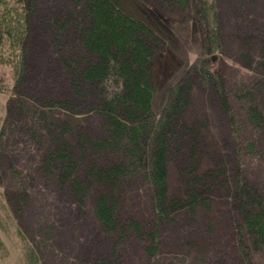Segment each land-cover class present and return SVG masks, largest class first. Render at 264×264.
Segmentation results:
<instances>
[{"label":"rangeland","instance_id":"rangeland-1","mask_svg":"<svg viewBox=\"0 0 264 264\" xmlns=\"http://www.w3.org/2000/svg\"><path fill=\"white\" fill-rule=\"evenodd\" d=\"M49 1L57 2L61 11L72 4ZM142 1L158 13L164 31L154 61L166 54L177 61L159 77L153 106L161 112L175 97L173 89L183 85L189 103L182 122L178 113L176 121L178 131L188 130L183 143L177 133H170L174 138L166 162L167 194L179 197L178 212L161 226L157 248L147 250L141 240L130 239L120 264H264V242L253 244L238 205L247 195L264 204V0H217L221 39L219 46L211 47L204 40L198 0ZM11 83L9 67L0 62V86ZM14 95L0 92L1 264H29L27 239L36 246L42 264H84L83 250L99 254L111 241L98 229L88 174L79 168L83 180L77 185L85 184L86 193L59 178L58 154H50L41 135L45 107L36 101L34 122L29 115L16 113L14 118L8 114ZM34 96L26 91L17 98L34 102ZM79 109L75 120L85 123L90 141L100 134L101 119ZM47 121L52 130L60 125L56 130L66 137L62 131L69 118L55 115ZM194 148H200L199 157ZM139 185L138 195L134 189L128 194L131 203L136 197L137 209L151 214L150 183L140 176ZM192 187L200 189L198 195Z\"/></svg>","mask_w":264,"mask_h":264},{"label":"trees","instance_id":"trees-1","mask_svg":"<svg viewBox=\"0 0 264 264\" xmlns=\"http://www.w3.org/2000/svg\"><path fill=\"white\" fill-rule=\"evenodd\" d=\"M71 1V7L61 11L57 2L49 0L46 4L44 0H0V62L9 67L12 78L10 87L0 86V92L15 93L8 108L14 118L16 113L23 118L29 115L34 122L36 101L45 107L41 135L50 154H58L59 178L69 182L71 189L90 191L96 199L98 229L108 233L111 241L99 254L83 250L84 264H120L130 239L141 240L147 250L157 248L161 226L179 210V197L171 199L167 194L166 162L174 138L170 133H177L180 143L186 138L188 128L178 131L176 117L182 122L189 97L183 94L184 86L177 85L175 97L161 112L153 106L159 77L177 62L167 54L154 61L164 32L154 9L142 0ZM198 1L204 40L208 47L219 46L217 0ZM26 91L32 96L34 92V102L17 98ZM76 109L101 119L102 130L90 141L85 123L75 120ZM48 113L52 118L70 119L62 131L66 137L56 130L60 125L51 129ZM12 124L17 130V123ZM192 152L197 157L202 153L200 148ZM80 167L90 179L88 191L85 184L77 185L82 179ZM140 176L151 186V214L137 209L136 197L131 203L128 195L133 189L138 195ZM195 191L198 195L200 189ZM239 201L253 244L260 245L264 242V204L250 195ZM18 233L26 237L24 231ZM27 243L31 244L28 239ZM30 244L25 252L28 263L42 264L36 246ZM3 246L0 235V252Z\"/></svg>","mask_w":264,"mask_h":264}]
</instances>
